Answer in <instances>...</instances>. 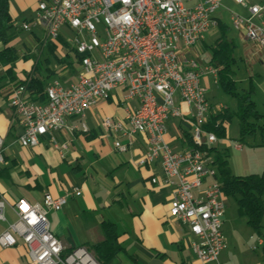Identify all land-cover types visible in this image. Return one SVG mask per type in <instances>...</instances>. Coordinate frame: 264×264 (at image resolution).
<instances>
[{"label":"built area","instance_id":"built-area-1","mask_svg":"<svg viewBox=\"0 0 264 264\" xmlns=\"http://www.w3.org/2000/svg\"><path fill=\"white\" fill-rule=\"evenodd\" d=\"M233 1L245 11H231V27L264 50V1ZM224 9L223 0H38L34 16L18 28L40 30L46 42L62 37L80 56L79 70L70 83L51 82L45 103L32 101L24 86L12 88L8 97L22 126L19 143L34 147L63 130L67 118H84L123 88V99L137 105L127 104L123 118L107 116L101 126L114 136L120 153L129 150L136 135L146 136V150L136 164H161L163 180L154 177L151 182L172 188L170 216L188 227L191 248L202 264H224L220 256L227 247L226 195L213 157L202 149L219 140L206 129L213 106L204 81L212 76L217 83L220 68L204 60L201 50L207 37L219 31ZM172 118L187 126L194 148L178 150L167 141ZM81 129L88 127L82 123ZM51 141L68 149L66 142ZM235 147L243 145L237 142ZM5 150L0 134V164L6 162ZM80 194L79 189L60 196L46 193L35 203L20 198L14 205L17 220L0 234V245L14 246L20 238L30 264H101L86 246L67 251L50 227L48 214L61 211L70 197ZM3 210L0 200V219Z\"/></svg>","mask_w":264,"mask_h":264},{"label":"crops","instance_id":"crops-1","mask_svg":"<svg viewBox=\"0 0 264 264\" xmlns=\"http://www.w3.org/2000/svg\"><path fill=\"white\" fill-rule=\"evenodd\" d=\"M21 1L12 0L10 6L16 26L17 4ZM262 1L249 0L251 3ZM223 3L245 11L233 0H223ZM33 34L32 38L39 37ZM233 38L237 45L235 54L238 53L237 57L246 66L249 85H254L253 99L262 115L260 124L263 126L258 132L264 136V50L245 42L239 32ZM18 42L17 37L14 43ZM237 63L235 69L239 70ZM32 65L27 64L24 69L30 71ZM57 67H54L57 70L54 80L70 83L76 74L71 69L69 72L65 70L66 73L61 72L67 66ZM17 70L20 72L19 68ZM124 96L123 88H118L110 100L101 102L84 118L69 117L63 130L45 137L49 142L56 139L59 143H68L66 150L42 142L34 147L22 146L18 141L22 126L8 99H0V106L9 107L12 111L11 121L0 114V130L7 132L6 162L0 164L3 168L0 171V200L4 202L0 234L17 220L14 205L20 198L33 203L42 202L46 193L60 196L72 189H79L81 194L70 197L61 211L48 214L51 230L66 250L100 241L101 225L111 221L117 226L120 242L126 252L134 256L135 264H202L191 248L193 235L188 227L170 216L172 188L151 182L154 177L163 180L161 164L157 162L145 167L136 164L146 150V136L136 135L129 141V150L120 153L115 148L114 136L101 126L107 116L123 118L127 104L137 105L134 101L124 100ZM183 108L189 109L185 105ZM230 108L236 110L237 104ZM82 123L87 125V131L81 129ZM13 128L17 130V140L11 142L8 138ZM168 128L167 141L170 145L178 150L187 149L184 136L189 131L187 126L179 119L172 118ZM235 149L241 153L238 162H229L235 175L264 173V139L248 150L244 146ZM231 197L226 196L228 204L223 231L227 247L220 259L224 264H264V226L261 233L257 232L248 223L247 217L240 213L235 197H232L233 202H229ZM0 264H30L27 248L20 238L14 246L0 245ZM106 264L134 262L125 253H119Z\"/></svg>","mask_w":264,"mask_h":264},{"label":"trees","instance_id":"trees-1","mask_svg":"<svg viewBox=\"0 0 264 264\" xmlns=\"http://www.w3.org/2000/svg\"><path fill=\"white\" fill-rule=\"evenodd\" d=\"M12 0H0V65L4 68V73L0 74V99L7 100L9 93L14 87L24 86L29 98L38 103L47 101V80L56 74L55 69L47 64L43 67L42 63L36 59L30 71L18 72L17 62L22 57L27 59L28 55H20L19 49L14 41L18 37V31L22 30L16 26V20L10 13ZM233 28L224 19L220 21V35L211 45L212 57L209 61L213 66L220 68L218 83L223 91L236 99L237 108L232 110L229 106L222 108L216 113H211L210 120L206 124V129L214 132L218 139L225 138L227 135V122L237 119L239 122V140H246L247 136L255 135L263 129L260 124L262 115L257 109L253 99L254 85L249 87L241 86L238 83V70L235 69L236 42L232 35ZM36 35L37 33L34 32ZM38 39H41L38 37ZM40 46H46L50 52L55 54L57 45L68 47L72 50L74 57L70 58L67 51L65 60L74 74L78 73L75 68V61L78 64L80 56L62 38L56 41H43ZM48 61V58L45 59ZM189 148H194L191 133H184ZM214 159L219 174V180L223 185L224 194L235 197L239 211L246 216L248 223L259 233L264 226V173H252L248 175H235L232 172L227 153L221 151L217 146H204ZM3 168L0 167V171ZM101 240L86 246L101 264H106L119 253L126 256L135 264V258L126 252L120 242V234L114 222L108 221L101 225ZM70 251V250H67Z\"/></svg>","mask_w":264,"mask_h":264},{"label":"rangeland","instance_id":"rangeland-1","mask_svg":"<svg viewBox=\"0 0 264 264\" xmlns=\"http://www.w3.org/2000/svg\"><path fill=\"white\" fill-rule=\"evenodd\" d=\"M38 0H22L20 4H17L18 9V20L17 23H22L24 20L30 19L35 14V8L37 5ZM228 9H224L223 12H221V15L223 16V19L230 23V14L231 11H237L241 12L240 8L238 6L230 5L227 6L224 4ZM18 31V43H15L19 49L20 55H28L27 59L20 58L17 62V68H19L20 72L23 73L25 71L24 67L27 64H33L35 63L36 59H38L39 62L42 63L43 67H45L47 64H49L51 67L58 66L59 68H63V66H68L65 56L67 51L70 54V58L74 57V54L72 50H70L68 47H61L57 45V49L55 51V54L50 52L46 46L42 47L40 46L41 39H34L31 37L32 32L26 31V30H17ZM62 32H64L68 39L73 38V33L68 28H63ZM37 35L41 38L42 33L40 30H36ZM34 35V34H33ZM36 35V34H35ZM220 35V32L215 31L212 32L206 39V43L204 42L202 46V58L206 61H210L212 57V51H211V45H214L215 40ZM232 35H236V31H232ZM30 44V46H29ZM238 53H236L237 57ZM48 58V61L45 59ZM239 66L237 79L238 83L241 84L244 87L249 86V76L246 70V66L244 63L241 62V60L237 57ZM75 68L79 69V64L75 61ZM211 64V63H210ZM32 65V66H33ZM212 65V64H211ZM213 66V65H212ZM57 67V69H58ZM215 67V66H214ZM69 72L70 68H65L61 72L66 71ZM55 68V72H56ZM72 71V70H70ZM4 70L2 67H0V74H3ZM57 74V73H56ZM56 79V78H55ZM54 80V76H52L50 79L47 80V84L49 85ZM60 80V79H59ZM219 80V79H218ZM64 80H62L63 82ZM205 85L208 87V98L210 102L212 103L213 109L212 113H216L217 111H220L222 108L227 107H235L237 102L236 99L228 95L226 92L223 91L220 84L217 82L215 83V80L212 76H209L205 79ZM47 85V86H48ZM0 114L5 116L7 120L11 121L12 119V111L9 107L6 106H0ZM227 135L225 138L219 139L218 142L215 144L219 149L225 150L227 153V157L229 159V162H235L239 161V157L241 155L240 151H237L235 149V143L239 142L242 143L244 146V149L248 150L247 148H250L254 146L255 143H258L264 139V136L260 134V132H257L255 135L247 136L245 141L239 140L240 135V129H239V122L235 118L231 122H227ZM0 134L6 139L7 132H2L0 130ZM192 137V136H191ZM9 141L13 142L14 140H17V130L13 128L12 132L9 133ZM41 142L43 144H51L54 147L53 142H49L45 138H41ZM59 142V141H57ZM62 144V143H60ZM262 155V153H261ZM260 155V156H261ZM255 157H258V155H254ZM233 198H229V202L232 201ZM228 204V203H227Z\"/></svg>","mask_w":264,"mask_h":264}]
</instances>
